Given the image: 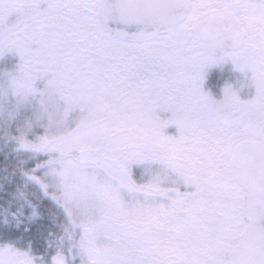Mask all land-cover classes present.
I'll list each match as a JSON object with an SVG mask.
<instances>
[{
  "label": "snow or ice",
  "instance_id": "snow-or-ice-1",
  "mask_svg": "<svg viewBox=\"0 0 264 264\" xmlns=\"http://www.w3.org/2000/svg\"><path fill=\"white\" fill-rule=\"evenodd\" d=\"M9 53L0 264H264V0H0Z\"/></svg>",
  "mask_w": 264,
  "mask_h": 264
},
{
  "label": "rangeland",
  "instance_id": "rangeland-1",
  "mask_svg": "<svg viewBox=\"0 0 264 264\" xmlns=\"http://www.w3.org/2000/svg\"><path fill=\"white\" fill-rule=\"evenodd\" d=\"M8 59L12 60V63H11L10 67H12L14 64L18 63V57H16L15 54H13V53L7 54L6 57L3 59V61H0V63L6 61ZM224 69H225V73L221 76V80H222L221 85L222 86L226 82L235 81L238 78V76H239L238 73H234L232 71V67H231L230 64L229 65H225ZM215 95H216L217 99L222 98V93L220 92V90L215 91ZM241 95H242V98L246 99V98H248L249 93L246 91V92H243ZM162 116H163V114H162ZM168 132L170 134H174L175 133V129L174 128H169Z\"/></svg>",
  "mask_w": 264,
  "mask_h": 264
},
{
  "label": "trees",
  "instance_id": "trees-1",
  "mask_svg": "<svg viewBox=\"0 0 264 264\" xmlns=\"http://www.w3.org/2000/svg\"><path fill=\"white\" fill-rule=\"evenodd\" d=\"M11 63H12V60H11V59H8V60H6V61L0 63V65H4V66H7V67H10V66H11ZM224 73H225V69H223L222 72H218V73L214 74V76H213V82H214V84L218 85L216 91H217V90H220V87L222 86V85H221V82H222V80H221V76H222Z\"/></svg>",
  "mask_w": 264,
  "mask_h": 264
}]
</instances>
